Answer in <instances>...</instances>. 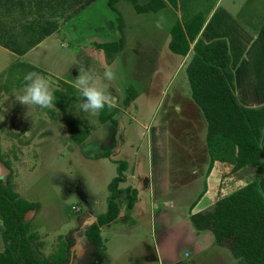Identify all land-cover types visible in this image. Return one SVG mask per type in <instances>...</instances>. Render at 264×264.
Masks as SVG:
<instances>
[{"label":"rangeland","instance_id":"374dc122","mask_svg":"<svg viewBox=\"0 0 264 264\" xmlns=\"http://www.w3.org/2000/svg\"><path fill=\"white\" fill-rule=\"evenodd\" d=\"M247 1L251 6H238L237 14L255 29L264 23V0H243ZM184 3L186 13L181 6L170 5L158 12L138 13L125 0L116 4L117 12L108 0H96L62 16L57 12V32L23 57L0 49V179L34 205L26 221L37 236L32 245L41 257L52 256L61 242H68L71 264H187L200 259L199 251L210 244L212 234L197 232L190 219L214 204L206 178L208 190L197 202L204 185L199 179L210 174L207 123L190 96L189 58L169 49L170 31L176 20L195 15L204 19L213 9L209 18L214 23L221 8H237L233 0ZM32 13L39 12L24 13L16 6L5 11L0 6L4 30L0 46H10L15 39L18 45L24 43L29 34L23 35L21 27L35 20ZM118 18L123 22L121 30ZM121 39L123 46L116 51L106 53L98 46ZM81 64L101 75L107 67L113 69L116 79L110 91L118 98L119 111L106 107L99 116H91L80 110L83 98L75 79ZM29 72L49 81L57 101L54 108H33L26 116L27 109L16 96ZM111 112H115L112 120L104 123L102 117ZM106 153L108 157H103ZM122 161L127 169L120 187L136 188L139 198L133 210L125 198L120 200L122 217L102 232L109 243L108 255L117 256L110 262L103 255L104 247L87 240L85 230L107 211L109 184ZM225 165L214 171L217 181L223 182L219 196L256 177L264 195V170L246 166L232 173L233 164ZM3 230L0 224V253L6 246Z\"/></svg>","mask_w":264,"mask_h":264},{"label":"trees","instance_id":"16d2710c","mask_svg":"<svg viewBox=\"0 0 264 264\" xmlns=\"http://www.w3.org/2000/svg\"><path fill=\"white\" fill-rule=\"evenodd\" d=\"M95 1L0 0V6L5 11L16 6L24 13L39 12L38 15L32 13L36 17L28 27H21L23 35L29 34L22 45H18L14 38L10 46L4 43L3 46L17 55H24L57 32L60 27L57 22L59 15L71 9H84ZM119 1L108 0V6L117 12L116 4ZM125 1L132 3L138 13L158 12L165 7L164 0H148L145 4H141V0ZM170 3L177 7L171 0ZM43 10L44 13H41ZM57 12H60L59 15ZM203 23V18L196 15L186 21H176L170 31L169 49L183 57L191 54L186 74L190 96L207 123L206 145L211 159L209 171L215 162H225L233 164L232 173L246 166L262 172L264 159L260 144L264 130V105L245 107L239 103L234 73L230 67L228 42L222 38L210 42L198 38ZM118 24L121 29V18H118ZM0 32H4L2 27ZM98 46L109 53L121 49L123 40ZM114 114L111 112L103 116L102 121L112 120ZM108 155L106 153L103 157ZM126 169V162H120L118 175L109 184L107 211L100 214L96 223L85 231L87 240L99 249L103 247L100 228L118 218L120 200L125 198L129 209L134 208L137 200L136 189L120 187L126 180ZM33 209L32 203L21 199L9 184L0 181V219L4 229L2 239L6 244L0 253V264H71V244L68 242H61L57 251L48 258L41 257L35 250L32 243L37 236L30 232V224L25 220ZM190 219L197 232H210L217 245L227 248L236 264H264V195L257 177L220 197L212 207L191 215Z\"/></svg>","mask_w":264,"mask_h":264},{"label":"crops","instance_id":"0c3cea01","mask_svg":"<svg viewBox=\"0 0 264 264\" xmlns=\"http://www.w3.org/2000/svg\"><path fill=\"white\" fill-rule=\"evenodd\" d=\"M184 1L185 0H175V4L179 7L181 6V8H184L185 13H186L187 4L184 3ZM164 2H165V8H167L169 5H170L169 7H173V5L170 3V0H164ZM233 2L235 4V8L237 9L224 10L221 8L220 9L222 10L221 16L217 18L214 23L213 21H211L212 17L209 18L213 10V9H210L209 11L210 13L203 19L204 23L202 25L198 38H202L206 42H210L215 39H221V38L226 39V41L228 42L230 56H231L230 67L234 73L235 93H236L237 99L239 103L240 102L241 104L243 103L244 104L243 106L245 107H260L264 105V23L260 24L259 26L257 25L255 29L246 25L243 22V20L239 18V15L237 14L238 6H251L252 3L250 1H247L245 3L243 2V0H233ZM186 18L188 17L186 16ZM0 49L7 53L6 48H4L3 46H0ZM33 49H38V48H32L30 49V51H34ZM12 54H14L15 56L17 55L15 53H12ZM24 55H18V56L21 58ZM186 57L189 58L190 60L191 54H189V56H186ZM186 57H183V58L186 59ZM189 60L186 62V66ZM66 84L71 86L68 83ZM134 100L135 99L133 98L132 102ZM114 108L119 111V108H117V106ZM260 145H261L262 155L264 157V130H263ZM209 160H210L209 161V165H210L211 159ZM218 166L221 168H224L226 165L223 162H215L210 171V174L208 173L209 175L207 177H204L203 179H199V181H202L204 185L199 189L200 193L198 195L197 202L200 200L201 196L203 197L204 192L208 190L206 189L207 185L205 182V178H206V181L210 184L209 192L211 191L214 194V204L217 202L218 199H220V197L225 196V195L219 196V192H220L219 186L222 187L221 185L223 182L222 180L218 182L217 181L218 177L214 174V171L216 170ZM208 171H209V168H208ZM194 172L197 175H199V171L198 172L194 171ZM193 183L194 182H191L192 185ZM138 198H139V192H138L137 200ZM136 202H135L134 208L136 207ZM165 205L170 206V203L166 202ZM122 215H123V211L120 210V214L118 218L112 223L119 222V219L122 217ZM108 225L102 226L100 230H101V236L103 239V247H104L103 255H107V257L110 259V262H112V259L113 260L116 259L117 256H115L114 258H111L108 255L109 254L108 253L109 243L107 240H105V238H103V235H102V232L106 230V226ZM87 229L88 228H86V230ZM218 249H221V250H218ZM224 249H227V248L217 245L212 235L210 238V244L206 248L199 251L198 254H199L200 259L192 260L191 262H188L187 264H200V262H202V264H236V262H234L235 261L234 258H232L233 256L232 255L228 256L226 250ZM220 251H225V253H222ZM158 253L162 256L160 251ZM186 256H188V254H186ZM178 262L179 261L173 262L171 264H179ZM106 263L107 262L105 261L102 262V264H106ZM166 264H170V263L168 262Z\"/></svg>","mask_w":264,"mask_h":264},{"label":"clouds","instance_id":"9594fccd","mask_svg":"<svg viewBox=\"0 0 264 264\" xmlns=\"http://www.w3.org/2000/svg\"><path fill=\"white\" fill-rule=\"evenodd\" d=\"M79 68L75 87L83 98L79 105L80 110L91 116H99L106 107H116L118 98L110 91L111 82L116 79L113 69L109 66L101 75L83 64L79 65ZM16 100L26 107V116H30L33 108H54L57 97L45 77L29 72L24 76V85Z\"/></svg>","mask_w":264,"mask_h":264},{"label":"flooded vegetation","instance_id":"af4514ba","mask_svg":"<svg viewBox=\"0 0 264 264\" xmlns=\"http://www.w3.org/2000/svg\"><path fill=\"white\" fill-rule=\"evenodd\" d=\"M8 169V168H7ZM0 181H2L5 185H8L9 183L8 182H6L5 180H3V179H0ZM10 185V184H9ZM11 186V185H10ZM14 191V190H13ZM15 192V191H14ZM17 193V192H16ZM33 212V211H32ZM32 212H30L29 214H27V215H31V213ZM0 224L3 226V223H2V221H1V219H0ZM69 263H71V262H69Z\"/></svg>","mask_w":264,"mask_h":264},{"label":"water","instance_id":"95a60500","mask_svg":"<svg viewBox=\"0 0 264 264\" xmlns=\"http://www.w3.org/2000/svg\"><path fill=\"white\" fill-rule=\"evenodd\" d=\"M28 217H29V215H27V216H26L25 220H27V219H28Z\"/></svg>","mask_w":264,"mask_h":264}]
</instances>
